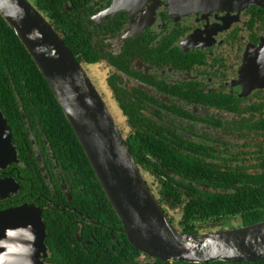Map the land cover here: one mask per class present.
I'll return each instance as SVG.
<instances>
[{
  "label": "flooded vegetation",
  "instance_id": "1",
  "mask_svg": "<svg viewBox=\"0 0 264 264\" xmlns=\"http://www.w3.org/2000/svg\"><path fill=\"white\" fill-rule=\"evenodd\" d=\"M114 1L91 0L74 15L75 22L89 28L95 59L80 57L77 62L128 149L134 147L136 154L152 159L145 148L151 137H162L179 151L183 146L199 151L204 161H256L255 145L264 143L262 132L251 128L264 119V7L179 16L170 12L166 0H126L122 10L111 13ZM65 8L70 11L68 5ZM25 129L30 146L21 153L12 137L16 161L0 168V181L10 188V196L0 200V212L30 205L41 218L56 219L60 213L67 223L66 240L77 250L97 243L94 235L101 228L117 245L112 232L124 235L121 224L112 227L91 217L97 218V179L84 153L66 156L63 142L53 150L39 121ZM252 133L262 141L254 144V151H244ZM238 140L245 143L239 145ZM137 142L143 147L136 148ZM141 161L136 165L148 188L177 227L189 193L181 190L177 206L170 208L171 202L161 199L155 169ZM80 195L89 197L90 209L71 206L73 198L81 201ZM48 257L47 252L41 261L50 264Z\"/></svg>",
  "mask_w": 264,
  "mask_h": 264
},
{
  "label": "water",
  "instance_id": "2",
  "mask_svg": "<svg viewBox=\"0 0 264 264\" xmlns=\"http://www.w3.org/2000/svg\"><path fill=\"white\" fill-rule=\"evenodd\" d=\"M125 2L115 0L111 13L122 10ZM166 2L170 12L179 16L264 7V0ZM0 16L52 91L121 223L120 232L132 247L164 264L264 260V221L198 235L179 231L148 188L101 95L48 20L29 0H0ZM16 158L11 131L0 110V168ZM6 183L0 181V200L10 196ZM45 236L37 208L22 205L0 212V264H45L41 261L47 257Z\"/></svg>",
  "mask_w": 264,
  "mask_h": 264
},
{
  "label": "trees",
  "instance_id": "3",
  "mask_svg": "<svg viewBox=\"0 0 264 264\" xmlns=\"http://www.w3.org/2000/svg\"><path fill=\"white\" fill-rule=\"evenodd\" d=\"M90 1L30 0L37 11L49 21L77 61L80 57L88 62L95 60L86 33L89 28L84 23L74 21V15L80 8L84 9ZM66 5L70 7V11L65 8ZM0 110L21 153L30 146L26 126H31L32 121H39L41 128L50 138L53 150L57 151L56 145L63 142L66 156L76 157L78 153L83 156L76 136L48 84L1 16ZM22 115L27 120V125L24 124ZM251 128L257 130L258 134L261 131L259 137L264 139V119L253 123ZM135 146L140 149L143 144L137 142ZM255 146L256 161L249 166L245 165L246 161H220L222 165L216 161H204L199 151L185 146H183L184 151H179L169 140L162 137L157 139L151 137L149 145L145 148L146 150L149 147L147 153L152 159L145 157L141 152L136 154L134 147L129 150L135 163L141 164L142 159L148 169H155L154 173H157L161 186L159 191L161 199L171 202L170 208L177 206L175 201H180L181 190L189 193L187 201H184L185 205L180 213L177 228L183 234L198 235L264 221V143ZM174 176L181 178L183 183ZM87 183L89 184L88 181ZM95 187L97 218L93 215L91 217L104 225L120 226L121 223L98 181L95 182ZM80 199L81 201L78 202L73 198L71 206L77 209L81 207L90 209L89 197L80 195ZM55 212L58 215V211ZM44 217H42L46 231L44 243L49 255L46 261L50 264H164L158 259L140 253L128 243L125 235L120 233L112 232L118 243L114 245L110 233L104 228L94 235L97 243H92L90 248L74 249L70 247L64 235L67 223L65 219L61 220V214L59 213L56 219ZM232 221L237 222L236 226L230 223ZM141 257L147 260L142 262ZM203 264H264V260L253 263L216 261Z\"/></svg>",
  "mask_w": 264,
  "mask_h": 264
},
{
  "label": "rangeland",
  "instance_id": "4",
  "mask_svg": "<svg viewBox=\"0 0 264 264\" xmlns=\"http://www.w3.org/2000/svg\"><path fill=\"white\" fill-rule=\"evenodd\" d=\"M30 1V0H29ZM102 94H103V92H102ZM104 95V94H103ZM105 96V95H104ZM121 126H123V123L122 122H120L119 123ZM127 130V129H126ZM262 140L261 139H259V138H257L256 136H255V134L254 133H252V134H249V136L247 137V139H246V142H247V147L244 149V148H242L244 151H254L255 150V146H254V144H257V143H259V142H261ZM238 143H239V145H242L243 143H245V142H243V140H238ZM236 150H238V151H241V147H238V149H236ZM246 158H249L248 156H245ZM253 162L254 161H246V165H251V164H253ZM174 215H176V214H174ZM178 217V216H177ZM179 218H176V221L178 220ZM175 221V222H176ZM236 221H233L231 224L232 225H236ZM147 259L145 258V257H141V261L142 262H144V261H146Z\"/></svg>",
  "mask_w": 264,
  "mask_h": 264
}]
</instances>
